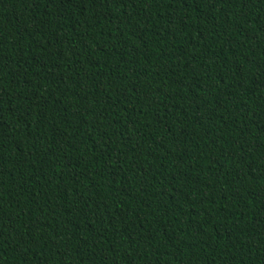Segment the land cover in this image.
I'll list each match as a JSON object with an SVG mask.
<instances>
[{"label": "trees", "instance_id": "trees-1", "mask_svg": "<svg viewBox=\"0 0 264 264\" xmlns=\"http://www.w3.org/2000/svg\"><path fill=\"white\" fill-rule=\"evenodd\" d=\"M264 0H0V264H264Z\"/></svg>", "mask_w": 264, "mask_h": 264}, {"label": "snow or ice", "instance_id": "snow-or-ice-1", "mask_svg": "<svg viewBox=\"0 0 264 264\" xmlns=\"http://www.w3.org/2000/svg\"><path fill=\"white\" fill-rule=\"evenodd\" d=\"M262 222H264V221H262Z\"/></svg>", "mask_w": 264, "mask_h": 264}]
</instances>
